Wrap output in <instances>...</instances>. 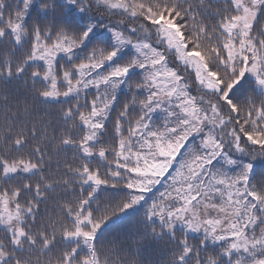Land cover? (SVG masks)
Returning a JSON list of instances; mask_svg holds the SVG:
<instances>
[{"label":"snow or ice","instance_id":"6c2138e0","mask_svg":"<svg viewBox=\"0 0 264 264\" xmlns=\"http://www.w3.org/2000/svg\"><path fill=\"white\" fill-rule=\"evenodd\" d=\"M257 167L264 0H0V264H264Z\"/></svg>","mask_w":264,"mask_h":264},{"label":"trees","instance_id":"16d2710c","mask_svg":"<svg viewBox=\"0 0 264 264\" xmlns=\"http://www.w3.org/2000/svg\"><path fill=\"white\" fill-rule=\"evenodd\" d=\"M9 4H11L13 7L16 6L17 0H7ZM57 3H61L60 0H57ZM213 3L216 4L217 7L223 6V0H213ZM98 18L105 19V22L107 23L108 20L100 13H95ZM57 15H60V10L57 9ZM32 20L36 19V10L33 9L32 11ZM113 22L115 20L113 19ZM13 88L18 92L19 88L18 86H13ZM52 111V110H49ZM67 159L69 162H71V154H68L66 157L62 156L60 158V167L59 171L63 172L65 170L64 160ZM257 178L259 179L261 171H264V169H261L260 167L256 168ZM52 172L53 174H57V164L54 160L52 162ZM57 195L58 194H54ZM42 206V210H43ZM55 207L54 201H50L49 205L47 206V211L49 214H51L53 208ZM143 218V210L138 212L134 216H127L123 218L121 221L117 223L115 227H112L110 229L111 232L117 233V234H124L130 241L133 237H135L136 230L138 227V222ZM2 235V234H0ZM178 235H180V232L178 230ZM190 243H195V240L190 237ZM171 245H168L166 242H147V243H141L139 247H137L136 243H132L131 245V252L128 254L129 259L133 260H139L142 262V264H167V261L171 257Z\"/></svg>","mask_w":264,"mask_h":264},{"label":"rangeland","instance_id":"374dc122","mask_svg":"<svg viewBox=\"0 0 264 264\" xmlns=\"http://www.w3.org/2000/svg\"><path fill=\"white\" fill-rule=\"evenodd\" d=\"M62 2V0H60ZM106 35V34H105Z\"/></svg>","mask_w":264,"mask_h":264}]
</instances>
